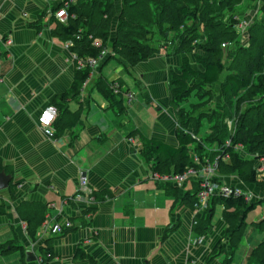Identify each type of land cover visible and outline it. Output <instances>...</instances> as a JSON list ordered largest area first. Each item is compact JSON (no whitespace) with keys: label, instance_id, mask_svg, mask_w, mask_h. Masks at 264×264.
<instances>
[{"label":"crops","instance_id":"obj_1","mask_svg":"<svg viewBox=\"0 0 264 264\" xmlns=\"http://www.w3.org/2000/svg\"><path fill=\"white\" fill-rule=\"evenodd\" d=\"M114 1L119 10L120 0ZM246 2L240 8L242 21L258 23L260 12L255 4L245 7ZM58 5V0H0V171L13 178L0 192V226H9L13 233L0 255H15L14 264H230L227 224L223 217L212 222L215 206L221 204L224 211V205L211 199L208 211L194 212L196 182L155 181L154 168L165 158L150 154L147 159L143 138L171 149L179 146L170 81L184 55L162 49L132 68L119 57L106 58L75 95L74 53L69 41L54 35L56 23L48 17ZM186 56L193 70L202 71L193 55ZM112 82L122 90L114 94L121 102L109 92ZM220 84L202 85L204 92L216 94ZM124 91L132 94V102ZM47 106L56 109L52 136L39 123ZM204 124L208 129L200 137ZM209 128L208 120L201 119L197 138L203 140ZM186 129L192 132L190 126ZM234 151L244 161L255 160ZM222 161L215 174L221 184L246 191L251 202H264V194L254 192L253 184L231 168L228 155ZM166 162L174 174L178 157ZM81 178L86 182L83 199L71 201ZM23 202L42 206L43 222L69 220L72 229L54 236L42 222L31 238L18 213ZM199 226L204 231L197 232ZM47 247L50 254H45ZM27 251L34 261L26 260Z\"/></svg>","mask_w":264,"mask_h":264},{"label":"trees","instance_id":"obj_2","mask_svg":"<svg viewBox=\"0 0 264 264\" xmlns=\"http://www.w3.org/2000/svg\"><path fill=\"white\" fill-rule=\"evenodd\" d=\"M114 2V0H75V3L67 10L70 16L67 24H61L53 17L49 19L56 23L54 35L72 42L71 52L78 57L98 56L101 48L93 46L94 40H100L102 47L110 49L111 55L107 59L119 57L130 68L148 60L162 49L184 55L179 73L174 74L170 81L171 106L177 117L176 137L179 146L177 149H171L143 138L148 145L147 159H150V154H155L157 157L163 154L165 158L161 166L154 168L155 172L160 175L172 174L166 161L176 157H178V169L175 173H183L186 168L195 166L193 162L195 156L201 160L205 158L214 160L228 155L231 168L237 170L240 177H244L245 174L248 176L247 171L240 167L242 159L234 151L241 146L243 149L246 148L247 154L255 159L242 160V162L251 164L248 182L257 185L254 161L264 157V102L258 107H251L248 103L254 95L264 94V73L262 72L264 33H259L261 30L264 32V4L260 10L261 23L256 24L261 26L258 31L260 36L257 37L256 30L250 28L249 47H237L235 52H232L234 57L229 61L228 72L222 82L221 91L229 99L228 106L225 104L227 114H229V108L233 110V113L245 109L244 114L238 116L241 123L234 136L231 137L229 133L227 139L223 140L217 134L218 124L211 126L210 121L213 118L201 116L200 119H208L210 131L215 132L214 139L210 142L215 145V148L207 147V149L204 140H199L195 134L200 121L194 129L191 128L192 132H187L186 129L191 123L190 119L192 120V115L189 116L188 113L187 115V108L183 106L191 92L188 81H198L203 85H212L219 81L224 73L223 50L231 52V45L238 41V34L234 29L236 22L230 21L226 24L222 20L226 13L232 14L242 0H120L119 10L116 9ZM114 19L115 23H113ZM203 37L204 40H202ZM159 38L162 42L158 43ZM224 44L228 47L222 48ZM237 49L240 50L237 52ZM195 50L206 54L205 57L193 54L196 63L202 67V71L193 70L186 56L194 53ZM88 73V69L77 72L72 87L75 95L83 87ZM114 85L113 82L109 83V92L117 98L118 102H121L122 98L113 94ZM205 93L207 92H203L202 96ZM118 102L115 103L117 106ZM229 115L232 116V114ZM185 117H188V125L182 122ZM227 141L229 146L226 145ZM207 143L209 144L208 141ZM189 145H194V149L189 151ZM222 163V159H219L217 172L223 168ZM195 193L192 195V200ZM213 201L224 205L222 217L227 224V231H230L231 224L234 222L236 224L237 217L242 211L238 238L230 239L233 249L239 240L246 214L261 201L248 203L242 197L215 198ZM18 213L22 222L25 223L26 232L33 238L37 227L43 222L45 209L38 204L23 202L19 206ZM254 225L260 233L264 234V220ZM196 231L202 232L204 228L199 226ZM48 252L50 254L47 247L45 254ZM227 261H231V257H228ZM247 264H264V240L252 250Z\"/></svg>","mask_w":264,"mask_h":264},{"label":"rangeland","instance_id":"obj_3","mask_svg":"<svg viewBox=\"0 0 264 264\" xmlns=\"http://www.w3.org/2000/svg\"><path fill=\"white\" fill-rule=\"evenodd\" d=\"M244 0H242V2L234 9L232 14H227L224 16V19L222 20L223 23H230L231 22H235L236 18H238L239 20H243V16H245V13L243 12V14L241 13L242 11L240 10V8L242 7V3ZM247 4L245 5V7L250 3V4H255L254 7H256L257 11L260 12L262 5L264 4V0H246ZM115 3V2H114ZM244 7V8H245ZM119 8V7H117ZM253 9V6H252ZM243 11H247L246 9ZM241 13V14H240ZM260 17L261 16V12H260ZM235 18V19H234ZM233 20V21H232ZM113 23H115V19L113 21ZM248 23V27L246 29V33L247 35L245 36V38H243L241 43H238L239 41H237V43L235 44V47H231V52H228V50H223V57H222V62L224 63V73L221 75V77L219 78V80H221V82H224V76L226 75V73L228 72L227 68L229 67V61H230V55L232 54V52H235L236 48H248L249 47V35H248V30H250V28H254L255 31V35L258 37V35L260 36L259 33H264L263 30L259 31V28L261 26L256 25V22H247ZM258 23H261V21L259 20ZM259 31V33H258ZM241 34H238V37H240ZM114 37V35H112ZM264 36H262L263 38ZM261 39V37H260ZM158 40V39H157ZM161 39L159 38L158 43L162 42L160 41ZM163 40V39H162ZM202 40H204V37L202 38ZM263 40V39H261ZM158 43H154V45H158ZM201 44V43H199ZM232 44V45H234ZM242 46H241V45ZM202 45V44H201ZM228 47V46H227ZM230 47V46H229ZM200 48V47H197ZM222 48H225L222 46ZM240 49H237V52ZM196 54L198 56H202L205 57V53L203 51L200 50H195L194 53H192L191 55ZM226 57V58H224ZM115 61L114 59H111ZM263 73H264V57H263ZM114 62H112L111 64H113ZM197 64V63H196ZM198 65V64H197ZM104 74V72H103ZM188 85H189V89L191 90L189 96L187 97V99L185 100V103L183 104V106H185V108H187L186 110V114L188 113L189 116L192 115V120L190 119V124L189 126L191 128H195V126H197V124L199 123V121H201V116H206L208 119L209 118H213L211 122V126H215L216 124H218V129H217V134L219 136V138L226 140L227 137L229 136V133L231 134V137L234 136L237 132L238 126L241 123V120H239V115L242 116L244 114V110L242 111H237L236 113H233V110L231 108H229V115L226 112V108H225V104L226 106H228L229 104V99L227 98V96H224V94L222 93V87L223 85L220 84L219 85V92H217L215 94V92L212 94L210 91L205 93L204 96H202L203 92H204V88H206L205 86H203L201 83H199L198 81H193L190 80L188 81ZM238 99V98H237ZM262 102H264V94L263 95H254L253 97H251L250 102L248 103L249 106L251 107H258L262 105ZM187 114V115H188ZM229 115V116H228ZM207 119V120H208ZM255 120V119H254ZM188 121V117H185L182 122L183 124L188 125L187 122ZM185 125V126H186ZM208 129L207 124H204L202 129L199 132V136L202 137L204 136L205 131ZM211 132V131H210ZM207 132V134H205V138L203 140H206L209 142V144H207L209 147L208 148H215L213 144H211L210 142H212L213 136L215 135V132ZM236 150H240L242 153H248L247 149H243L241 146H238ZM248 155V154H247ZM241 168L245 169L247 171V175L245 174V176L242 178V180H246L248 182V177H249V171L251 170V164L249 163H243L241 160ZM223 173L227 174L229 173L228 170L223 169ZM232 176H237V173H233ZM257 178V185H253L254 187H252V189L254 190V192L257 190L259 192H262L264 194V176H256ZM249 183V182H248ZM250 184V183H249ZM191 187V185H190ZM246 192V191H245ZM258 201V200H257ZM256 202V201H255ZM222 205L221 204H217L214 208V213H213V217H212V222L214 224H217L218 222H220L221 218H222ZM242 211L239 213V216L237 217L236 220V224L235 222L233 224H231V227L229 228L230 231H228V236L229 239H231L233 237V239L236 240V238H238V234H239V229H240V217H241ZM264 214V202H260V203H256L254 205V208L252 210H250L246 216L245 219L243 221L242 224V228L240 231V237L239 240L237 242V245L234 246L233 248V258L230 264H247V261L249 259V255L252 252V250H254L258 244H260L263 240H264V234L260 233L254 223L259 222L262 220ZM234 227V228H233ZM236 228V232H232L233 229ZM9 234H11V237L13 235L11 228L9 226H0V248H2L4 244H6V242L8 241V239H11L9 237ZM231 235V236H230ZM227 236V237H228ZM15 255L10 254L7 256H1L0 255V264H14L15 263ZM16 262H20V259H16Z\"/></svg>","mask_w":264,"mask_h":264},{"label":"built area","instance_id":"obj_4","mask_svg":"<svg viewBox=\"0 0 264 264\" xmlns=\"http://www.w3.org/2000/svg\"><path fill=\"white\" fill-rule=\"evenodd\" d=\"M59 7L53 8L48 12V17H53L56 21L61 24H67L69 20L68 8L70 5L75 3V0H58ZM235 19V18H234ZM234 25V29L237 34H244L248 23L236 18ZM93 46L101 48L97 57H78L74 54L73 58L75 61V66L77 71H82L88 69L89 73L86 78V83L91 80L94 71L98 68V66L105 60L111 52L108 48L102 47L100 40H94ZM69 47L72 46V42H68ZM228 45L224 44L223 47H227ZM83 85V86H84ZM113 94L118 95L122 93L119 86L116 84L112 87ZM124 97L128 100V102H132L133 96L132 94L126 92L123 94ZM56 117V109L53 106H47L42 110L41 115L39 117V123L43 127L44 133L47 136H52L50 131V126L53 123ZM226 145L229 146V141L226 142ZM219 159L223 160L221 157H217L214 160H210L208 158L199 159L197 156L194 157V167H188L183 173H174L170 175H160L155 173L153 175V179L155 181L166 183V184H182L189 180H194L198 186V189L194 195V201L192 203L193 210L196 213L206 212L209 208V203L211 199L215 198H240L242 197L246 202H251V195L237 187L228 186L226 184H221L216 178L215 174L218 170ZM257 166L255 170L257 172V176H264V157H261L255 161ZM86 182L84 178H81L79 181V188L76 194L71 198V201H82V192L85 189ZM92 201V198H90ZM263 199H261L262 201ZM264 217V214H263ZM197 222L194 221L195 225ZM73 225L69 220H64L63 223H60L56 220L44 221L42 223V228L45 231H49L52 235H61L64 232L72 229ZM40 263H42V259H37Z\"/></svg>","mask_w":264,"mask_h":264},{"label":"water","instance_id":"obj_5","mask_svg":"<svg viewBox=\"0 0 264 264\" xmlns=\"http://www.w3.org/2000/svg\"><path fill=\"white\" fill-rule=\"evenodd\" d=\"M12 176L6 174L4 171H0V192L7 190L12 182ZM26 257L28 262H32L35 260L33 256H31V252H26Z\"/></svg>","mask_w":264,"mask_h":264}]
</instances>
